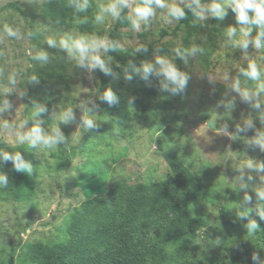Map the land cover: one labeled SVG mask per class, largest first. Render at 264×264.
Segmentation results:
<instances>
[{
  "label": "rangeland",
  "instance_id": "1",
  "mask_svg": "<svg viewBox=\"0 0 264 264\" xmlns=\"http://www.w3.org/2000/svg\"><path fill=\"white\" fill-rule=\"evenodd\" d=\"M48 1L0 0V139L27 156L34 174L29 200L0 199V263H7L12 255L14 264H34L29 246L68 241L74 210L106 193L112 178L130 185L158 183L165 199L176 198L164 158L169 154L187 167L200 185L190 209L206 226L184 238L187 259L203 264H257L252 258L257 253L264 264V220L253 213L252 198L247 200L249 190L256 189V170L264 157V148L257 143L264 140V92L259 91L264 76L253 81L241 74L251 63L264 74V49L253 44L245 52L234 46L227 34L229 27L237 28L236 40L242 38L235 13L227 9L223 20L197 18L195 32L189 35L187 26L175 20L170 23L166 10L157 9L150 26L141 22L137 31L129 16L135 18L133 9L140 0H131V6L122 12H126V23L114 33L117 45L132 53L149 46L150 56L143 63L165 57L191 79L185 93L173 96L162 90V78L155 75L151 82L141 83L134 70L131 81L115 74L110 88L119 104L112 107L101 99L93 70L80 67L76 59L59 46L50 47L47 40L59 44L71 35L107 42L118 20L105 15L104 21L97 23L96 16L113 0H90L96 15L93 32L88 34L44 18ZM188 2L184 0L180 6L185 8ZM5 25L18 29L17 37H9ZM248 30L254 41L259 31L254 26ZM193 47L202 51L188 56L187 62L176 53V49ZM29 51L33 56L46 51L49 62L32 59ZM104 54L102 50L100 55ZM13 75L15 84L10 79ZM33 75L39 83L32 82ZM237 81L242 91L251 94L250 101L235 90ZM149 89L154 94L144 91ZM131 98H135L134 105L129 104ZM37 105L47 111L37 116ZM68 109L73 110L75 119L64 123L62 116ZM84 117L93 119L98 129L88 130ZM38 122L46 135L59 129L65 141L52 147H32L29 140L21 141L20 136L27 137ZM84 136L86 143L81 144ZM61 146L65 147L63 155ZM252 221L261 230L250 232Z\"/></svg>",
  "mask_w": 264,
  "mask_h": 264
},
{
  "label": "trees",
  "instance_id": "2",
  "mask_svg": "<svg viewBox=\"0 0 264 264\" xmlns=\"http://www.w3.org/2000/svg\"><path fill=\"white\" fill-rule=\"evenodd\" d=\"M189 0L188 3H190ZM212 0H202L209 4ZM82 3V0H76ZM138 6H142L141 0ZM187 19L180 21L189 28V35L195 32L193 23L197 17L185 6ZM124 12L114 29L107 37V42L117 43L114 33L126 23ZM92 9L78 12L70 5V0H50L43 9L44 18L54 24L67 28H76L82 33H92ZM258 31H260L257 28ZM147 51H109L102 58L108 62L115 74L125 76L127 70L132 76V65L139 67L151 53ZM112 60V61H110ZM99 80V88L104 95L110 88L114 75H105L99 69L93 70ZM134 77V76H133ZM138 78L139 82H151ZM152 95V89L144 90ZM84 136L81 144H85ZM65 153V147H60ZM4 153L11 156L20 154L26 164H30L22 151H15L0 139V174L8 177V186H0V199L15 201L29 200L33 196L34 174L17 171L13 160H5ZM174 184L177 197L165 199L158 183H140L130 185L120 178H112L108 190L103 195L86 200L74 210L68 224V241L55 244H33L29 246V259L34 264H203L199 260L187 259L184 238L205 228V221L197 214H192L191 207L196 202L200 185L192 173L173 155L164 156ZM254 188L249 190L254 206L253 213L264 210V199L259 193L264 191V157L256 170ZM264 243V231L261 234ZM175 245L174 249H170ZM14 264L11 255L7 263Z\"/></svg>",
  "mask_w": 264,
  "mask_h": 264
},
{
  "label": "clouds",
  "instance_id": "3",
  "mask_svg": "<svg viewBox=\"0 0 264 264\" xmlns=\"http://www.w3.org/2000/svg\"><path fill=\"white\" fill-rule=\"evenodd\" d=\"M184 0H141L142 6L135 7L133 9L134 16H129V19L132 21L133 27L139 31L141 27V22L145 25L150 26L151 22L155 19L157 15V9L166 10L171 23L172 20L182 21L187 19L188 13L185 11L184 7L180 5ZM70 5L76 8L78 12H86L91 7L90 0H82V3H76V0H70ZM131 6V0H113L107 6H102L100 9L101 14L96 16L97 23H102L104 21L105 15H110L112 18L119 20L124 9H127ZM187 8L200 20H207L209 17L213 19L223 20L227 17V9H231L236 15V22L240 25V32L242 33V38L236 40L237 28L229 27L228 36L233 39V44L237 48L243 49L245 52L247 49L254 44L256 49H264V0H212L211 4L205 5L202 3V0H191L187 4ZM249 26H254L258 28L259 34L256 39L253 41L251 39V32L248 30ZM4 32L9 37H17L18 29H13L9 25H5ZM29 36L34 35V33L29 32ZM47 44L52 47H60L63 51L68 53V55L76 59L80 67L88 68L90 70L99 69L105 75H114L112 69L109 67L108 62L102 58L100 55L101 51H117L123 50L122 47L118 46L117 43L108 41L104 42L99 39H89L84 36L75 38L71 35H68L62 38L57 44L55 39L49 38ZM136 51H147L145 46L138 47ZM202 51L197 47L191 49H176L177 55L184 59L187 62L188 56H195L198 52ZM28 55L32 59L47 64L49 62V54L46 51H41L38 55L33 56L32 52L29 51ZM133 70L141 76L145 81H148L151 75L162 78L163 81V91L170 92L173 96L180 95L185 93L188 87L189 80L191 77L180 71L169 59L161 56H157L155 63L144 62L142 68H137L132 65ZM241 74L253 81H260L262 79L261 70L255 63L248 65L247 70L241 69ZM11 83L15 84L16 79L15 75L11 78ZM125 79L131 81L133 76L125 70ZM227 79V77H225ZM32 82L39 83L37 76L33 75L31 77ZM235 90L241 94V96L246 100H251V94L248 91H242L239 86V81L235 84ZM260 92H264V84L260 85ZM259 95V93H257ZM102 100H106L108 104L112 107H115L119 104V99L116 94L111 90L107 89L104 95L101 97ZM130 105L135 104V98L129 100ZM6 107H11L9 102H5ZM259 107V105H257ZM3 111V109H0ZM47 109L37 105L36 115L39 116L42 113L46 112ZM75 115L72 109H68L63 113L62 120L64 123H69L74 121ZM42 122H38L34 126L31 132L27 137L20 136L21 141L27 139L30 141L32 147L39 145H44L47 147H52L53 145L60 144L65 141V137L59 131L55 130L54 135H46L43 128L40 126ZM83 124L88 130L98 129L97 123L88 117L83 118ZM251 127V125H249ZM244 129H238V131H243ZM258 144L264 148V140H258ZM5 160H13L15 162V167L17 171L26 170L27 173L32 174L33 168L30 164L23 162L21 155L18 153L15 156H11L8 153H4ZM251 167V165H249ZM8 177L4 174H0V186H8ZM261 199H264V191L259 193ZM247 200L250 202L251 197H247ZM261 220H264V210L260 213ZM241 218H245L244 214H241ZM250 232L255 233L257 230H261L259 224L256 221H252L248 225ZM253 260L257 264H261L259 255L253 253Z\"/></svg>",
  "mask_w": 264,
  "mask_h": 264
}]
</instances>
